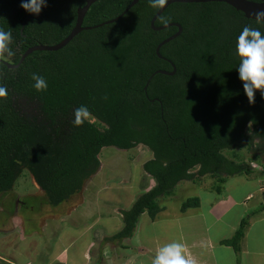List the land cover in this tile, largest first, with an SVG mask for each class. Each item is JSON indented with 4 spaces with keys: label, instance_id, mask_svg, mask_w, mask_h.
Instances as JSON below:
<instances>
[{
    "label": "trees",
    "instance_id": "16d2710c",
    "mask_svg": "<svg viewBox=\"0 0 264 264\" xmlns=\"http://www.w3.org/2000/svg\"><path fill=\"white\" fill-rule=\"evenodd\" d=\"M259 1V0H252ZM99 0L87 12V29L56 52L36 51L18 68L23 54L38 44L61 43L73 30L86 0H47L39 15L21 0H0V30L11 32L14 55H0V194L14 189L25 169L57 207L81 193L101 168L105 148L130 151L146 146L152 158L143 171L155 186L122 209L123 227L108 238L135 236L145 213L154 219L161 200L174 196L182 182L209 176L223 194L230 179L253 174L247 162L228 156L246 147L264 165V93L249 101L237 69V40L244 27L264 32V22L248 19L225 3H176L151 21L160 8L140 0ZM124 14V15H123ZM122 17L116 22L108 21ZM176 68L169 76L158 71ZM33 75L47 89L38 91ZM150 80V82H149ZM86 107L77 125V109ZM199 205L189 198L182 211ZM248 219L224 244L240 249Z\"/></svg>",
    "mask_w": 264,
    "mask_h": 264
},
{
    "label": "rangeland",
    "instance_id": "374dc122",
    "mask_svg": "<svg viewBox=\"0 0 264 264\" xmlns=\"http://www.w3.org/2000/svg\"><path fill=\"white\" fill-rule=\"evenodd\" d=\"M235 152L239 158L228 157L235 162H247L253 174L230 179L226 190L222 189L223 193H228L231 188L241 190L239 193L244 192L252 186L254 178L259 180L257 184L262 191L264 165L253 158L246 147ZM151 158V151L143 145L130 151L105 148L98 173L86 182L81 193L57 207L50 205L43 190L25 169L14 189L0 194V264H73L66 258L69 257L74 263L79 262L84 257L81 250L87 248L84 246L86 244L94 245V248L86 249L90 254L88 264L94 261H100V264H122L125 255L122 254V247L118 246L119 241L110 242L108 238L123 227L120 211L130 209L140 194L154 188L155 180L142 169ZM215 185L216 181L209 176L196 184L182 182L176 187L173 197L161 200V206L180 208L188 198L205 195L216 198L213 197L218 194ZM254 202L248 203L245 218L251 215ZM143 220L139 221L141 227L149 223L143 228L147 237L155 230L152 227L149 231L152 223L145 221V217ZM163 220L157 227L161 235L164 233ZM236 226H239V222ZM258 226L259 229L249 236L250 242L255 243L257 233L264 225L261 223ZM74 231H79V234H74ZM79 237H82L80 241L77 239ZM65 241L69 249L62 248ZM102 245L104 247H100ZM64 249L67 251L64 252Z\"/></svg>",
    "mask_w": 264,
    "mask_h": 264
},
{
    "label": "crops",
    "instance_id": "0c3cea01",
    "mask_svg": "<svg viewBox=\"0 0 264 264\" xmlns=\"http://www.w3.org/2000/svg\"><path fill=\"white\" fill-rule=\"evenodd\" d=\"M257 180L254 178L252 186L241 193H239L241 190L231 188L228 193L213 195L216 198H211L209 195L200 198L198 196L199 205L193 209L189 208L190 210L182 211V205L180 208L162 207V211L154 219L145 213L141 221H144L143 217H145V221L152 223L149 231L153 227L155 232L145 237L147 232L143 228L149 223L142 227L139 223L133 238L119 241L118 246L122 247V254L125 255L122 258V264H152L160 248L175 242L185 246V257L191 259L193 264H264V226L258 231L255 243L249 240V236H252L251 234L256 232L257 228L259 229L258 225L261 223L264 225V187L262 186L261 191V187L259 188L257 184L259 180ZM259 191H261L260 194H256ZM253 200L255 202L251 215L247 218L248 223L240 249L235 250L224 242L234 237L245 219L248 203ZM162 218L164 233L161 235L157 227L162 223L160 221ZM237 222L239 226H236ZM76 232L74 231V234H79V231ZM77 239L80 241L82 237ZM63 244L62 248L69 249L67 241ZM84 246L88 250L91 249L90 247L94 248L91 244ZM66 249L63 251L66 252ZM86 249L81 250L84 257L79 262L74 263L69 257L66 259L73 264H88L90 254ZM93 264H100V261H94Z\"/></svg>",
    "mask_w": 264,
    "mask_h": 264
},
{
    "label": "clouds",
    "instance_id": "9594fccd",
    "mask_svg": "<svg viewBox=\"0 0 264 264\" xmlns=\"http://www.w3.org/2000/svg\"><path fill=\"white\" fill-rule=\"evenodd\" d=\"M167 3L168 0H149L153 8H164ZM20 6L29 14L39 15L42 9L47 7V0H21ZM257 16L264 17V12L257 13ZM11 41V32L0 30V55H14L9 47ZM236 54L240 58L238 78L242 82L244 93L249 101H252L258 90L264 93V32L251 26L244 27L237 40ZM33 79L38 91L47 89V82L43 77L33 75ZM5 95L6 89L0 87V97ZM87 114L86 107L77 109L75 123L81 124V115ZM185 251V246L179 242L165 245L159 249L152 264H193L191 259L185 257Z\"/></svg>",
    "mask_w": 264,
    "mask_h": 264
},
{
    "label": "water",
    "instance_id": "95a60500",
    "mask_svg": "<svg viewBox=\"0 0 264 264\" xmlns=\"http://www.w3.org/2000/svg\"><path fill=\"white\" fill-rule=\"evenodd\" d=\"M99 0H86V4L81 7L78 10V17H77V21L76 24L72 30V32L59 44L56 45H44V44H38L37 46H33L31 48H29L21 57V60L18 64H10L8 62H4L1 58L0 61H3L9 68H18L23 62L24 60L31 55L32 53L36 52V51H50V52H56L59 50H62L63 48H65L76 36H78L81 32H83L84 30L87 29H93L92 28H85L83 26L84 23V19L85 16L87 14V12L89 11V9L91 8V6L96 3ZM140 0H132L130 6L127 8V10L124 12V14H126L132 7H134L136 4H138ZM211 2H218V3H225L230 5L231 7L235 8L237 11L242 12L246 18L248 19H253V20H257V21H262L264 22V17H258L257 13L260 12H264V0H259V1H252V0H168V3L165 5L164 8H160L158 10V12L156 13V15L153 17L152 21H151V27L154 31H163L165 29H169L171 27H177L178 28V32L175 33L174 35L166 38L165 40H163L157 47V54L160 58H163L162 55L160 54V50L161 48L170 43L171 41H173L174 39L178 38L183 31V28L181 27V25L177 24V23H170V24H165L163 26H156V21L157 19L164 13V11L169 8L171 5L176 4V3H182V4H191V3H195V4H200V3H211ZM123 14V15H124ZM122 17V15L116 19H113L111 21H108L104 24H101L100 27L104 26V25H109L112 24L114 22H116L117 20H119ZM174 70L172 72L169 71H158V73H162V74H166L169 76H174L176 74V68L175 66H173ZM150 82V80H149Z\"/></svg>",
    "mask_w": 264,
    "mask_h": 264
}]
</instances>
